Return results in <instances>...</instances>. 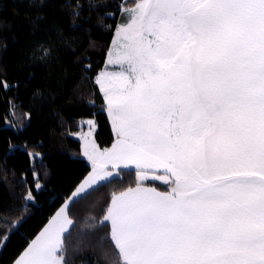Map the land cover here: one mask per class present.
<instances>
[{
  "label": "snow or ice",
  "instance_id": "obj_1",
  "mask_svg": "<svg viewBox=\"0 0 264 264\" xmlns=\"http://www.w3.org/2000/svg\"><path fill=\"white\" fill-rule=\"evenodd\" d=\"M125 3L108 60L119 70L96 80L116 140L101 150L85 137L92 172L72 203L122 179V169L134 166L141 182L162 169L151 178L167 191L141 183L111 198L99 241L111 242L116 264H264V0ZM102 7L90 0V10ZM33 181L39 190L35 169ZM24 199L34 200L31 188ZM68 212L66 204L18 264H69Z\"/></svg>",
  "mask_w": 264,
  "mask_h": 264
},
{
  "label": "trees",
  "instance_id": "obj_2",
  "mask_svg": "<svg viewBox=\"0 0 264 264\" xmlns=\"http://www.w3.org/2000/svg\"><path fill=\"white\" fill-rule=\"evenodd\" d=\"M102 2L106 7L90 10V0H0V81L10 86H0V235L10 229L0 239V264L19 259L91 172L75 137L85 128L82 120H95L100 148L115 141L96 80L121 21L122 0ZM135 2L126 0L125 7ZM41 45L50 55L41 57ZM29 153L43 159H30ZM33 169L39 174V190ZM120 175L122 179L71 203L75 228L65 235L69 264H116L111 242L99 241L110 231L103 218L112 196L141 183L161 191L169 187L151 178L165 175L161 173L150 172L143 182L135 169H122ZM29 188L32 201L24 199ZM8 210L14 211L5 217ZM13 221L18 226L10 227ZM94 221L104 227L90 229Z\"/></svg>",
  "mask_w": 264,
  "mask_h": 264
},
{
  "label": "crops",
  "instance_id": "obj_3",
  "mask_svg": "<svg viewBox=\"0 0 264 264\" xmlns=\"http://www.w3.org/2000/svg\"><path fill=\"white\" fill-rule=\"evenodd\" d=\"M106 111H107V109H106ZM107 114H108V112H107ZM108 117H109V120H110V123H111V126H112V129H113V133H114V137H115V140H116V133H115V129H114V126H113V124H112V121H111V117H110V115L108 114ZM81 124H82V126H84L85 128L84 129H82L81 131H79L78 133H76L75 134V137L76 138H78L79 140H81V142H82V149H83V153H84V148H85V137H87L89 140H91V141H94L95 143H96V145L97 146H99L98 144H97V142H96V140H95V133H96V130H97V125H96V122L95 121H91L90 123H89V121L87 120V119H84V120H82V122H81ZM114 143H115V141H114ZM113 143V144H114ZM110 148V147H109ZM101 150H103L102 148H100ZM84 155V154H83ZM85 158L87 159V157L85 156ZM88 160V159H87ZM89 161V160H88ZM89 163L91 164V161H89ZM92 166V165H91ZM129 169H135L134 168V166H130V168ZM109 171H112V168H111V166L109 167ZM91 172H92V170H91ZM91 172L88 174V176L83 180V182L84 181H86L87 180V178L90 176V174H91ZM156 173H161V174H164V171L161 169V170H159L158 172H156ZM82 182V183H83ZM81 183V184H82ZM80 184V185H81ZM150 188H154V187H150ZM157 191H161V190H159V189H157V188H155ZM78 190V188L74 191V193L71 195V197L69 198V200L63 205V206H65L66 204L69 206V208H70V206H71V203H72V200H73V197H74V195H75V193H76V191ZM161 192H163V191H161ZM62 206V207H63ZM61 207V208H62ZM60 208V209H61ZM59 209V210H60ZM58 210V211H59ZM58 211H57V213H58ZM57 213L51 218V220L57 215ZM68 215H69V212H68ZM69 218L71 219V217H70V215H69ZM51 220L48 222V224L51 222ZM48 224L42 229V231L38 234V236L35 238V239H37L39 236H40V234L45 230V228L48 226ZM67 233H65V235H66ZM34 239V240H35ZM33 240V241H34ZM30 246V245H29ZM27 250V249H26ZM25 250V251H26ZM24 254V253H23ZM23 254L19 257V259L14 263V264H18V262H19V260L20 259H22L23 258Z\"/></svg>",
  "mask_w": 264,
  "mask_h": 264
},
{
  "label": "rangeland",
  "instance_id": "obj_4",
  "mask_svg": "<svg viewBox=\"0 0 264 264\" xmlns=\"http://www.w3.org/2000/svg\"><path fill=\"white\" fill-rule=\"evenodd\" d=\"M136 1V0H135ZM134 6V4H132V6H129V7H127V8H130V7H133ZM120 22H119V24H121V23H123V19H122V16L120 15ZM113 44H114V40H113V43H112V45H111V48L113 47ZM111 48H110V50H111ZM110 50H109V53H110ZM109 53H108V56H107V60H106V63H105V66H104V68H103V70L101 71V72H109V71H117V70H119L118 69V67H115V66H112V65H110L109 63H108V60H109ZM97 78H98V76H97ZM89 122H91V121H94V119H87ZM159 174V173H158ZM165 174V173H164ZM162 183V182H161ZM144 187H147V186H144ZM81 264H86V263H81Z\"/></svg>",
  "mask_w": 264,
  "mask_h": 264
}]
</instances>
